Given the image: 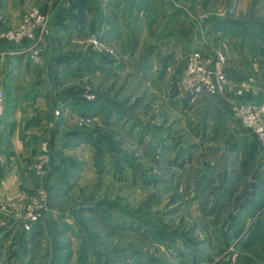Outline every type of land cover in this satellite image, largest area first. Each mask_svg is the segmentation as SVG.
<instances>
[{"label": "rangeland", "instance_id": "rangeland-1", "mask_svg": "<svg viewBox=\"0 0 264 264\" xmlns=\"http://www.w3.org/2000/svg\"><path fill=\"white\" fill-rule=\"evenodd\" d=\"M118 24L125 55L110 36ZM8 50L26 60L17 86ZM196 55L208 68L225 62L232 96L184 89ZM54 60L65 69L52 75ZM263 67L264 0H0V126L11 97L42 99L48 81L55 115L71 123L57 155L40 143L32 179L0 199V264H264V146L232 109L264 86ZM43 123L25 116V127ZM16 226L41 243L22 253Z\"/></svg>", "mask_w": 264, "mask_h": 264}, {"label": "crops", "instance_id": "crops-1", "mask_svg": "<svg viewBox=\"0 0 264 264\" xmlns=\"http://www.w3.org/2000/svg\"><path fill=\"white\" fill-rule=\"evenodd\" d=\"M168 9V6H167ZM119 23V22H117ZM119 25V29L118 30H111V37L114 36V34H117V43H120L121 41H124L127 39V33L124 29V27L121 24ZM172 24L167 25V31H166V35L169 34V32L171 31V27ZM110 29H113L115 27L110 25L109 26ZM150 31H153L152 29H150ZM65 32L62 31L59 34V37L57 38V43H56V53L58 51V47L60 45L63 46L64 40L67 38L66 35H63ZM152 34H155V32H153ZM120 39V40H119ZM63 42V43H61ZM122 45V42L120 43ZM123 46V45H122ZM124 47V46H123ZM156 49H159L156 47ZM119 50H123L124 52H120L121 54H128V48L124 47V49H119ZM9 51V50H8ZM13 50L9 51L10 55H7L6 58L4 59L5 62H9L12 64L11 69H10V80H11V85L12 86H17L20 81V78H18L20 76H25L26 74V70H27V64H26V60H22L20 65H17V58L19 57L18 54H15L16 52H12ZM23 55V54H22ZM10 58H16L15 61H12ZM11 61H10V60ZM54 64H50V62L48 63V66L50 64V68L52 75H53V71H57L60 69L61 66H57V65H61L58 63L57 60L53 61ZM72 64V63H71ZM73 67V65H71ZM39 67H41L40 65H35L32 69H35V71L37 72V70L39 69ZM62 68V67H61ZM156 67H154L155 69ZM31 69V70H32ZM65 69L64 67L62 68V70ZM252 70H255L256 68L253 67L251 68ZM40 70V69H39ZM71 72H74V68L69 69ZM154 72V70L152 71ZM262 73L264 72V67L261 71ZM238 73V72H237ZM240 74V73H239ZM90 75V74H89ZM248 75V74H247ZM51 76V75H50ZM49 76V77H50ZM71 76V75H70ZM94 76V74H93ZM153 76V75H152ZM243 76V75H241ZM241 76L235 77V81L236 84H239L240 81L243 79L241 78ZM59 77H61V74L59 75ZM56 79V76L54 77ZM153 78V79H152ZM89 79L92 81L93 80V84L95 85V79L94 77ZM138 79V78H135ZM147 79H152L151 81L156 83V87H158L160 85V82H166L168 83V78L165 77H161V79H157L156 77H150V75L148 76ZM234 80V79H233ZM260 80V79H259ZM57 81V79H56ZM55 81V82H56ZM261 82H263L262 80H260ZM59 82V83H58ZM70 81H65V83H68ZM48 85V89L49 90H45L44 93H42V96H44L42 99H40L39 97L36 98H30V99H26V97H23L22 95H20L21 97H16V98H12L8 101L9 107L7 108L6 111V115L4 117L6 124L5 126H0V139L4 142L3 146H0V148H4L7 150H1L0 149V199L3 200H9V199H13L16 198L18 195V188L17 185L18 184H24V183H28L30 179H32L31 177V173H33L32 167L34 166V164L37 162V158L39 156V145L41 144V147L45 145V141L50 142V148H51V153L52 156L53 155H57V152L55 151V147L56 146V141H57V137L61 135L62 132L65 131V129H69L71 128V123H65L66 121H69L68 117H57L53 111V109H55L56 107V103L58 102V97L56 96V89L53 90L50 86V83L52 82H47ZM64 83V84H65ZM76 85H78V82H74ZM58 84L62 85L63 82L57 81V85ZM63 84V85H64ZM25 85V83H24ZM166 85V84H165ZM264 85V83H263ZM68 86V85H66ZM27 87V86H25ZM53 87V86H52ZM64 87V86H63ZM163 87V86H161ZM249 88V87H248ZM55 91V92H54ZM228 91V89H227ZM225 91L226 95L229 96V91L227 92ZM232 91V90H231ZM230 95L232 96V94L230 93ZM57 97V98H55ZM222 97V96H221ZM244 100L249 101V102H254L260 105H264V86L263 87H259V90L255 88L254 85H251V89H248V91L245 92L244 97H242ZM224 99V100H223ZM221 101L223 103H225V98L222 97ZM28 104L30 107L29 111L28 107H26V105L24 104ZM19 108L21 107L22 112H20V110L15 111V108ZM12 108V110L10 109ZM14 108V109H13ZM29 112H31V115H27L29 114ZM25 116H27L28 118H30V122H35L37 125L38 123H40L41 119L43 122H47V121H51V120H56V125L55 127H51L49 128V130L43 131L44 128H46L45 126L47 125V123H43V125L41 126H37V127H25L24 126V121H25ZM3 118V117H2ZM12 123V124H11ZM11 124V125H10ZM41 134V136L39 137V135ZM37 136V140H32L31 136ZM34 136V137H35ZM49 136V137H48ZM44 137H47V139H44ZM43 138V139H42ZM49 138V139H48ZM55 138V139H54ZM42 141H41V140ZM65 142V141H63ZM66 145H69V143H66ZM60 147V146H59ZM71 147V146H69ZM64 148H62L63 150ZM63 156V155H60ZM20 227L16 226L13 229V232L15 231V235L18 236V239H15V243L19 242L17 245L20 247H24L23 252L22 253H27L29 251H31L32 249H34L36 246H38L41 241H36L33 242V245L31 246L30 242L24 241L22 240V235L20 234V236L18 235V231L21 232V230L19 229ZM42 239L44 237L40 236ZM46 241V240H45ZM42 243H45L42 240ZM29 247H31V250H29ZM43 248V246H42ZM17 255L15 257L17 258H23V255H20L21 252H16ZM20 259H18V261H21ZM22 262V261H21Z\"/></svg>", "mask_w": 264, "mask_h": 264}, {"label": "built area", "instance_id": "built-area-1", "mask_svg": "<svg viewBox=\"0 0 264 264\" xmlns=\"http://www.w3.org/2000/svg\"><path fill=\"white\" fill-rule=\"evenodd\" d=\"M43 20L42 15H38ZM87 44L97 42L93 35L84 38ZM196 55L190 62L182 77V84L185 90L200 93H218L225 91L229 80L225 74V62L221 59L214 68H208L197 59ZM5 107V92L0 83V113ZM233 113L240 121L255 134L260 145L264 146V106L256 107L250 102H235L232 105ZM39 218V212L31 210L27 213L24 227L27 230L32 228L33 222Z\"/></svg>", "mask_w": 264, "mask_h": 264}]
</instances>
